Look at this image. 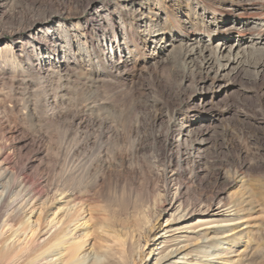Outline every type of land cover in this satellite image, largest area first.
<instances>
[{
    "label": "rangeland",
    "instance_id": "374dc122",
    "mask_svg": "<svg viewBox=\"0 0 264 264\" xmlns=\"http://www.w3.org/2000/svg\"><path fill=\"white\" fill-rule=\"evenodd\" d=\"M147 2L166 30L156 49L145 43L141 27L130 16L136 14L137 6L126 4V0H0V46L18 53L21 49L15 46L23 43V50L35 65L19 76L35 79L32 95H27L23 80L12 87L21 108L27 98L33 97V114L24 113L20 122L28 135H35L53 153L66 145V131L75 111L86 100L102 102L92 114L106 116L119 130H125L128 124L133 129L120 141L101 144L110 162L105 181L110 184L109 177L115 173L125 178L145 176L151 179L155 192L163 180L153 171L171 163L177 168L185 199L218 195L224 203L241 210V225L232 233H243L242 242L223 258L242 264L244 257H254L258 247L264 245V44H256L253 51L244 48V54L240 51L243 47L233 52L231 57L238 54L239 62L212 82L204 79L196 59L182 58L178 43L171 48L176 32L168 14L184 23L186 13L192 15L194 10L195 20L202 22L215 13L222 29L233 24L231 14L237 8H255L264 0ZM128 23L140 45L131 55L133 67L119 73L108 66L107 55L111 53L114 59L127 55L117 47L124 42L130 46L124 35ZM105 28L106 38L102 32ZM201 37L211 49L222 43L221 37ZM226 55L227 50L222 62ZM48 67L54 72L39 79ZM1 87V97L11 89L6 84ZM44 97L48 102H43ZM47 107L48 113L56 110L54 116L46 115ZM5 118L10 125L15 123L12 115L5 114ZM74 129L79 140L84 127ZM35 168L33 165L30 175L41 176L47 170L45 165L36 172ZM168 214L160 219L162 224ZM218 262L220 259H215V264Z\"/></svg>",
    "mask_w": 264,
    "mask_h": 264
},
{
    "label": "bare ground",
    "instance_id": "6f19581e",
    "mask_svg": "<svg viewBox=\"0 0 264 264\" xmlns=\"http://www.w3.org/2000/svg\"><path fill=\"white\" fill-rule=\"evenodd\" d=\"M147 1L126 0V4L137 6L131 19L141 27L145 43L156 49L166 30ZM215 15L210 13V18L202 22L195 20L194 10L192 15L186 13L187 21L181 23L168 14L176 32L171 37V48L178 43L182 58L196 59L204 79L212 82L239 62L238 54L231 57L233 52L243 47L240 51L244 54V48L253 51L256 44H264V3L255 8H237L231 14L233 24L222 29L221 19ZM126 29L124 35L131 47L125 42L116 47L121 52L126 50L127 55L118 59L111 53L107 55L106 63L119 73L133 67L131 55L140 45L130 23ZM102 32L108 37L107 28ZM201 36L208 40L221 37L222 43L211 49ZM15 47L21 51L0 46V90L5 84L11 88L2 97L0 92V264H150L151 260L152 264H215V259H220L219 264L234 263V259L223 255L234 252L233 247L242 242L243 233L233 234L241 225V210L224 203L218 195L185 199L177 168L171 163L153 171L163 180L155 192L151 179L144 178L143 173V179L115 173L109 177L110 184L105 181L110 162L101 144L120 141L133 129L128 124L125 130H119L106 116L92 114L102 102L86 100L75 111L66 131V145L53 153L35 135H28L21 122L24 113L33 114V97L24 100L21 108L12 87L17 81L21 84L24 78L19 76L32 71L35 65L23 50V43ZM226 50L228 56L222 62ZM51 68L44 69L38 78L54 72ZM34 80H23L28 96L35 92ZM36 83L41 84L38 79ZM44 98L43 102H48ZM55 111L48 113L45 108L46 115ZM5 114L14 116L13 125ZM80 126L84 131L78 140L74 128ZM33 165L34 172L45 165L46 173L30 175ZM166 214L162 224L160 219ZM189 220L193 221L187 223ZM199 241L201 244H193ZM241 263L264 264V245L258 247L254 257H244Z\"/></svg>",
    "mask_w": 264,
    "mask_h": 264
}]
</instances>
